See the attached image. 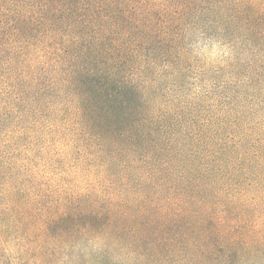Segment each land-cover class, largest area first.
Segmentation results:
<instances>
[{
	"label": "trees",
	"instance_id": "1",
	"mask_svg": "<svg viewBox=\"0 0 264 264\" xmlns=\"http://www.w3.org/2000/svg\"><path fill=\"white\" fill-rule=\"evenodd\" d=\"M154 241L264 264V0H0V264Z\"/></svg>",
	"mask_w": 264,
	"mask_h": 264
},
{
	"label": "rangeland",
	"instance_id": "2",
	"mask_svg": "<svg viewBox=\"0 0 264 264\" xmlns=\"http://www.w3.org/2000/svg\"><path fill=\"white\" fill-rule=\"evenodd\" d=\"M155 239V238H154ZM144 249L129 247L126 250L109 251L101 248L91 249L86 246L74 250L71 256L76 260L72 264H158V243L150 242ZM12 249V247L10 248ZM167 264H182L176 263Z\"/></svg>",
	"mask_w": 264,
	"mask_h": 264
},
{
	"label": "clouds",
	"instance_id": "3",
	"mask_svg": "<svg viewBox=\"0 0 264 264\" xmlns=\"http://www.w3.org/2000/svg\"><path fill=\"white\" fill-rule=\"evenodd\" d=\"M199 55L209 63H212L218 61L222 57L229 56V53L215 44H206L200 49Z\"/></svg>",
	"mask_w": 264,
	"mask_h": 264
}]
</instances>
